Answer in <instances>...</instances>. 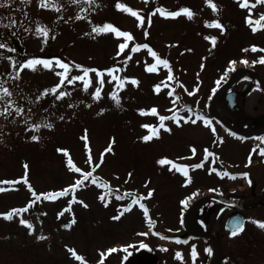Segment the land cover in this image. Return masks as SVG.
<instances>
[{"label": "rangeland", "instance_id": "rangeland-1", "mask_svg": "<svg viewBox=\"0 0 264 264\" xmlns=\"http://www.w3.org/2000/svg\"><path fill=\"white\" fill-rule=\"evenodd\" d=\"M0 3L4 4L0 7V43L5 44L0 49V95L3 88L11 93L0 99V112L4 113L0 115V181L26 178L31 188L30 191L21 181L0 184L7 189L0 192V264H81L69 249L75 250L84 264H95L98 256L113 249L111 245L128 249L130 235L141 234L146 227L143 211L137 204L119 220L113 217L131 203L133 195L147 197L152 191L150 198L142 200L150 207L158 228L168 234L182 232L178 221L182 206L192 193L204 194L205 188L210 192L224 190L225 198L246 201L262 195L264 179H256L250 188L244 181L234 182L198 170L191 173V178L187 175L190 184L183 186L187 179L177 167L173 168V164L198 162L204 148L220 137V147L212 148L217 155L224 151L229 157L239 159L244 151L242 143L233 142L216 122L202 117L212 110L209 104L217 94L212 88L225 72L227 63L235 65L239 61L253 66L248 61L264 59V29L252 31L246 23L248 8H241L237 0H211L218 9L216 13L205 0H77L75 3L51 0L52 6L47 8L39 6L40 0H0ZM118 3L136 11L143 23L118 10ZM158 8L169 13L189 9L195 15L191 20L186 15L165 18L156 12ZM261 14L264 4L251 9L253 21ZM213 22H219L223 32L205 26ZM105 24L131 34L133 39L126 41L111 31L93 32V28ZM38 28H46L47 37L37 32ZM121 44L127 45L123 52L119 49ZM144 45L147 47L132 51ZM15 49L28 55L25 63L43 60L49 62V68L43 65H36L35 70L23 68L25 63H20ZM149 49L159 59L168 61L169 68L156 64ZM57 61L69 66L63 85L59 84L61 76L57 73L64 70ZM152 65H156V70L146 71ZM87 68L92 69L84 77L83 70ZM169 69L174 77L171 81L167 79ZM109 70L118 71L109 75ZM236 76L235 85H238L243 73ZM84 80L89 82L87 90ZM132 80L138 83L134 85ZM58 85L53 94L50 90ZM157 85L159 92L155 91ZM97 88L100 97L94 99ZM173 89V96H169ZM61 92L67 95L57 99ZM113 93L118 95L119 105L111 98ZM247 93L242 103L246 119L240 112L229 111L221 96L214 99L212 107L225 122L253 127L251 124L258 119H251L264 109V95L258 88ZM176 97L179 100L174 104ZM181 107L191 111H179ZM17 109L21 110L19 114ZM152 109H156V114H152ZM174 112L178 118L200 119L196 124L180 120L179 126L169 119L164 121L169 131L160 128L159 118L170 117ZM46 124L51 128L45 127ZM153 129L158 130V137L145 141L143 138L151 136ZM33 136L38 139L33 140ZM85 136L86 140L82 139ZM110 145L111 151L106 152ZM218 148L222 151H217ZM69 159L79 172L70 170ZM160 160L171 163L161 165ZM211 161L212 157L204 160L203 168ZM25 165L28 166L26 177ZM89 172L92 175L83 185L67 195L43 198L44 194L70 189L77 180L84 179L82 174ZM33 191L41 196L35 203H32ZM126 193L129 194L126 198L116 199ZM102 196L104 200L100 199ZM30 203L32 206L28 207ZM26 207L27 211L12 220L3 218V214ZM61 212L63 215H59ZM246 214L244 230L220 240L225 256L223 264H264V229L253 223H264V206H252ZM21 219L31 229L21 225ZM73 220L71 227H65ZM212 223L221 234L220 222ZM40 236L46 239H37ZM209 250L208 261L212 248ZM117 255L115 252L106 255L108 264H121Z\"/></svg>", "mask_w": 264, "mask_h": 264}, {"label": "flooded vegetation", "instance_id": "flooded-vegetation-1", "mask_svg": "<svg viewBox=\"0 0 264 264\" xmlns=\"http://www.w3.org/2000/svg\"><path fill=\"white\" fill-rule=\"evenodd\" d=\"M252 63L255 64L254 62ZM252 67H254L253 69H257L256 71L258 74H245L242 76V82H240L238 85H235L238 68H244V66L242 64L228 66L225 71V80L220 93V96L226 105L225 107H227V109L231 112H240L243 119L248 117L242 108V103L248 96V90L251 88H258L264 95V87L262 86L264 83H261V80H264L263 68L261 65H259V63L253 65ZM261 68L262 73H259ZM234 85L236 88H234ZM228 92L234 93L233 96L236 105H233L232 108L228 107L226 102V95ZM239 101L241 105L240 103L238 104ZM254 109H256V107H254ZM257 119L258 122L251 124L253 127L241 123L228 122H224L225 124H222L220 127L223 131L227 129L229 132H231L228 133V135L233 142H239L243 144L244 151L242 155L238 157L239 159L229 157L219 148L217 151H222V155L221 152L219 155H217L215 153L216 151L214 152L212 148L215 146L218 147L221 144V141L215 139L212 144H209L207 148H204L203 154L198 159V162L186 164L181 163L180 169H188L190 176L192 172L203 170L206 174L214 175L218 178L227 177L228 179H233L234 182L244 181L248 183L247 187L252 188L256 179H264V155H261V151L264 150V109L259 112L258 117L256 116L251 120L256 121ZM248 131L259 132L260 134L251 138L245 137L242 133L245 134V132ZM257 139L258 141L256 142ZM206 149L208 153L211 154L207 155V158L212 157V161L209 162L208 167L205 169L203 167L195 168V165L202 164L204 160H207L205 153ZM227 157L232 158L233 160L229 161ZM225 173L227 175H225ZM189 187L190 186L188 185L186 188H183L186 190ZM239 187L240 186L238 185L235 188ZM205 189L206 193L201 195L192 193L183 204V213L180 221H178L182 232H177L176 234L162 232V230L158 228L156 223L157 220H154L151 216V224L146 222V227L141 233L146 235H130L127 244L128 249H126V251L123 249L121 251L115 252L118 254L117 256H119V262L121 264H208L207 257L210 251L209 248L211 246L208 239L204 236L206 235L208 237H213L218 243L221 255L217 264H223L225 256L222 252L223 248L220 245V240H222L225 235L229 237L232 232L228 229L226 222L232 215L236 213L242 214L244 218V230L247 217L246 210L252 206L237 209L230 206L227 207V205L217 203L215 201L212 203L211 201H205L202 203L199 209H197L193 218L194 224L198 227L200 233L193 234L190 232L188 222L191 210L193 208V203L196 202V200L207 197V195L213 194L207 190L208 188ZM219 192L223 194L224 190H219ZM259 205L264 206V202L253 206L259 207ZM223 209L227 210V212L224 213ZM212 222H220L221 234L212 227ZM141 244H143L144 247H141ZM119 246L122 247V245ZM177 254H179V256H177ZM101 258L102 257H98L95 264L100 263ZM108 262V257H104L103 264H108Z\"/></svg>", "mask_w": 264, "mask_h": 264}, {"label": "snow or ice", "instance_id": "snow-or-ice-1", "mask_svg": "<svg viewBox=\"0 0 264 264\" xmlns=\"http://www.w3.org/2000/svg\"><path fill=\"white\" fill-rule=\"evenodd\" d=\"M72 2L75 3V2H77V0H72ZM89 2H94V0H89ZM145 2H147V0H145ZM205 2H206V4H207L209 7L212 8V10H213L214 13H216V12L218 11L217 7H216L214 4L211 3V0H205ZM237 2L239 3V6H240L241 8H248V9H249V17H246V23H247L250 27H252V31H253V32H256V31H258V30H260V29H264V23H262V22H264V14H261L260 18L257 19V20H255V21H253V20L251 19V9H252V8H255L257 5H262V4H264V0H255V3H251V4L249 3V0H237ZM39 6L42 7V8H47V7L52 6V4H51V0H40V5H39ZM0 7H4V4H3V3H0ZM116 7H117L118 10L125 11V12L129 13L130 15L136 17L137 20L140 21L141 24L143 23V18L140 17L139 14H138L136 11H133V10H131L130 8H127L126 6L121 5V4H119V3L116 5ZM56 10L59 11L58 8H57ZM156 12H158L161 16H164L165 18H173V19L176 18V17L179 16V15H186L187 18L191 20V19L193 18V16L195 15V14H194L191 10H189V9H182V10H180L179 12L169 13V12H165L163 9H159V8H158V9H156ZM156 12L152 13L151 15H155ZM82 18H83V17L77 16V19H82ZM149 23H150V18H149ZM253 25H255V26H253ZM205 26H206V27H210V28H211V27L219 28V29H221V32H223V26H222L219 22L206 23ZM109 31L114 32L117 36H122V37H124L126 41H131V40L133 39V37L131 36V34H129V33H124V32H120L118 29H116L115 27H113L112 25H109V24H105L103 27H96V28H93V32H95V33H97V34H101V33H104V32H109ZM37 32H39L40 34H42V35L45 36V37H47V35H48V30H47L46 28H38V29H37ZM145 36H147V32H145ZM205 39H209V38H208V37H205ZM212 44H213V46L215 45V39H214V38L212 39ZM126 47H127L126 44H121V45L119 46L120 52H123L124 49H125ZM140 47H147V45L134 47V48H132V51H133V52L138 51ZM2 48H5V44L0 43V49H2ZM8 50H9V51H14V49H8ZM253 50L255 51L256 49H253ZM118 54H119V53H118ZM149 54H150L151 56H153L154 58H156V64L163 65L164 68H169L168 61H166V60H162V59H159V58L156 56V53H155L154 51H152L151 49H149ZM128 58L130 59L131 57H128ZM260 62H261V63H264V59H262ZM57 64H58V66H59L60 68H62V69L64 70L63 73H57V75L61 76V82H60V85H63V83L65 82V79H66L65 74L69 71V66H68L67 64L60 63L59 61H57ZM36 65H43V67H45V68H49V62H47V61H43V60H38V59L29 60L27 63H25L24 65H22V67H23V68H28V69L35 70V69H36ZM13 66L15 67V65H13ZM155 70H156V65H152V66H149V67L146 68V71H148V72H153V71H155ZM83 71H84V77H86V76L88 75V72H89L90 70H88V69H84ZM91 71H95V70H91ZM112 71H118V70H109V75H111ZM97 75L100 76L101 73L98 72ZM84 77H74L73 79L81 80V79H84ZM16 78H18V73H17V77H16ZM113 79H117V78H116V77H113ZM167 79H168L169 81H171V80L174 79V77L171 75V70H170V69H169V75H168V78H167ZM71 82H72L71 80H68V83H71ZM131 82H132L134 85L138 83V82L135 81V80H132ZM100 83L102 84L103 81L101 80ZM60 85H58L57 87L51 89L50 91H51L53 94H55L56 91H57V88L60 87ZM88 86H89V82H88L87 80H84V88H85V90H87ZM121 86H122V85H121ZM165 86L167 87V85H165ZM0 87H2V85H0ZM179 87H183V85H179ZM155 91H156V92H159V91H160V86H159V85H157V86L155 87ZM173 93H174V89H173V91H170V92L168 93V95H169V96H173ZM45 94H46V93H45ZM188 94H189V95H193L194 93H188ZM10 95H11V93L8 91V89H7V88H3V93H2V95H0V99H2L3 96H10ZM64 95H67V93H64V92L59 93V95L57 96V99H61ZM99 97H100V88H97V91L94 93L93 98H94V99H98ZM111 98L116 102L117 105H119L120 101H119L118 95H117L116 93H113L112 96H111ZM177 100H179V97H176V98L173 100V103L175 104ZM70 107H71V105H70ZM185 110H187V111H191V109H185V108H183V107H181V108L179 109V111H185ZM5 111H7V109H5ZM20 111H21L20 109H17V113H18V114H19ZM151 111H152V114H156V109H152ZM170 111H171V110H170ZM3 114H4L3 112H0V115H3ZM141 114H143V112H142ZM159 119H160V128H164L165 131H169V129L165 128V125H164V121H165V120H169V119H170V120H173V121L176 122L177 125L179 126V122H180V120H183L184 123H189V122H190V123H192V124H196V123H197V119H200V117H197V119H190V118L185 119V118H183V117H179V118H178L177 115H176V113L174 112L173 115L170 116V117H164V116H161ZM44 126H45V127H49V128H51V125H50V124H46V125H44ZM205 126H207V123H206ZM38 128H39V126H36V129H35V130H38ZM214 131H215V130L213 129V132H214ZM153 136L158 137V130L153 129V130H152V135H151V136H146V137H144L143 139H144L145 141H148V140H150ZM32 139H33V140H37L38 138H37L36 136H33ZM82 139H85V140H86V136L83 137ZM221 143H222V141H221ZM58 151H60V150H58ZM105 151H106V152H110V151H111V145H110L109 148L106 149ZM193 152H195V149H193ZM205 153H206V158H207V155H211L210 153H208L207 149L205 150ZM65 155H67L66 152H65ZM261 155H264V150L261 151ZM103 156H104V154L102 153V154H101V162H103ZM88 162L91 164V157H89V161H88ZM250 162H251V158H250ZM158 163H160L161 165H163V164H169V163H171V162L168 161V160H160V161H158ZM68 165H69L70 170H75V171H77V172L80 171V169H78V168H74V166L72 165V162H71L70 159H69V161H68ZM98 166H99V165H96V167H98ZM24 167H25V170H26V172H25V177H26V176H27V167H28V166L25 165ZM176 167H177V166L173 164V168H176ZM194 167H195V168L203 167V163H202V164H199V165H195ZM94 170H95V169L93 168V171H94ZM170 170H171V169H170ZM177 170L182 171L183 174L187 177L188 173H187V170H186V169H179V168H178ZM82 175H83L84 179H82V180H77V181L75 182V185L71 186L70 189H65L64 191L59 192V193H48V194H44V195H43V198H44V199H55V198H57V197H59V196L67 195V194L69 193V191L74 190L75 188H77V187L83 185L84 180H86L89 176H91L92 173L89 172V173L82 174ZM129 175H131V174H129ZM225 175H227V174L225 173ZM245 175H246V174H245ZM18 182H20V181H0V184H14V183H18ZM23 182L27 183L26 178H25V180H24ZM92 182H93V183H96V180H93ZM105 187H107V185H105ZM6 190H7V189H5L4 187H0V192H4V191H6ZM30 191H31V188H30ZM32 195L35 197V200L32 201V203H35L36 201H39V200L41 199V196H40V195H37L34 191L32 192ZM127 195H129V194L126 193L125 196H117L116 199H118V200H120V199H124V198L127 197ZM152 195H153L152 191H149V192H148L147 197H143V196H141V197H136L135 195H133V196H132V199H131V203H130L128 206L124 207L122 210H120V211H119V214H118L117 216L113 217V219H114V220H119V219H120L125 213H128V212L132 211V207H133V205H137V204H139V207L144 211V215H145V217L147 218V217H148V211H147L145 205L142 204V203H139V201L142 200V199L150 198ZM100 199H101V200H104V197L102 196V197H100ZM31 206H32V205H31V203H30L28 207H31ZM84 206L87 207V205H84ZM105 206L107 207V204H105ZM68 210H69V209H65V211H68ZM23 211H27V207H26L25 209H20V210H16V209H14V210L8 212L7 214H3V218H4L5 220H12L13 217H14L15 215H18L20 212H23ZM59 215H63V212H61ZM20 223H21V225H24V226L28 227L29 229H31V227H32L30 224H28V223H27L25 220H23V219L20 220ZM74 223H75V220H73L69 225H66L65 227H71V224H74ZM149 223L151 224V221H149ZM253 223H256L258 227L264 229V223H259V222H256V221H253ZM242 230H243V224H242V222H236V224H234V226H233V229H232L231 235H232V236H236V235H238ZM30 234H31V232H30ZM139 235H146V234H139ZM37 239H39V240H43V239H46V237H44V236H40V237H38ZM129 247H131V246H129ZM141 247H144V245L141 244ZM69 251H70L71 255H72L76 260L81 261V264H84L83 258L80 257V256L75 252V250H71V249H69ZM116 251H117V249L113 248V249L108 250V253H107V254L102 253V254H101V257H102V258H101L100 264H103L105 255H110L111 253H114V252H116ZM125 251H126V249H125ZM193 254H194V253H193ZM177 256H179V254H177Z\"/></svg>", "mask_w": 264, "mask_h": 264}, {"label": "water", "instance_id": "water-1", "mask_svg": "<svg viewBox=\"0 0 264 264\" xmlns=\"http://www.w3.org/2000/svg\"><path fill=\"white\" fill-rule=\"evenodd\" d=\"M234 93L233 92H229L227 93L226 95V101L229 105V107H233V105L235 104V100H234ZM208 199H212V200H215V201H218V202H221L223 204H226L227 206H232V207H244V206H247V205H250V204H253V203H257V202H260L262 201L264 198L263 197H260V198H257L251 202H245L243 200H239L237 202H230V201H226L224 200L223 198L221 197H217V196H208ZM236 222H242L243 224V217L242 215L240 214H235L233 216H231L228 221H227V227L228 229L232 230L233 229V226L234 224H236ZM217 251H218V257L220 256V251H219V247H217Z\"/></svg>", "mask_w": 264, "mask_h": 264}, {"label": "bare ground", "instance_id": "bare-ground-1", "mask_svg": "<svg viewBox=\"0 0 264 264\" xmlns=\"http://www.w3.org/2000/svg\"><path fill=\"white\" fill-rule=\"evenodd\" d=\"M239 73V72H238ZM237 73V74H238ZM241 73V72H240ZM243 73V72H242ZM241 73V74H242ZM212 113L214 114V115H218L217 114V110L215 109V108H213L212 107ZM193 213H192V215H191V220L189 221L190 222V232H192L193 234H197V233H199L198 231V229H197V227L193 224ZM212 255H211V257H210V260H209V262H208V264H214V261L216 260V257H217V253H216V248H215V245H214V242H212Z\"/></svg>", "mask_w": 264, "mask_h": 264}, {"label": "trees", "instance_id": "trees-1", "mask_svg": "<svg viewBox=\"0 0 264 264\" xmlns=\"http://www.w3.org/2000/svg\"><path fill=\"white\" fill-rule=\"evenodd\" d=\"M15 51H16L15 56L18 57V59L20 60V63H25L27 61L28 55H24L19 49H15ZM69 76H70V74H69ZM66 77H67V74H66ZM218 86H220V83L217 82V84L214 86L215 89L218 88Z\"/></svg>", "mask_w": 264, "mask_h": 264}]
</instances>
